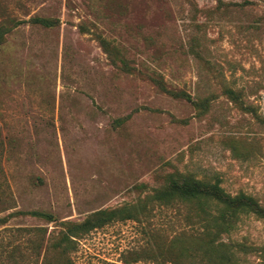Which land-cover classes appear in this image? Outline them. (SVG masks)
Segmentation results:
<instances>
[{"label":"rangeland","instance_id":"1","mask_svg":"<svg viewBox=\"0 0 264 264\" xmlns=\"http://www.w3.org/2000/svg\"><path fill=\"white\" fill-rule=\"evenodd\" d=\"M0 31V264H210L185 247L211 238L264 264V217L215 236L196 204L150 200L184 174L264 207V0H0Z\"/></svg>","mask_w":264,"mask_h":264},{"label":"trees","instance_id":"2","mask_svg":"<svg viewBox=\"0 0 264 264\" xmlns=\"http://www.w3.org/2000/svg\"><path fill=\"white\" fill-rule=\"evenodd\" d=\"M31 22L40 24L45 27H54L58 24V20L47 17H33ZM105 51L111 56L116 63L117 55L108 47L106 40L100 38ZM3 42V32L0 31V43ZM126 67L125 62L122 60ZM150 79L163 92L174 98L186 99L193 102L192 96L183 90H176L167 85L165 80L156 74L150 75ZM227 94L235 100L239 99L238 94L234 90H227ZM243 105V104H242ZM246 110H252L250 106H242ZM253 111V110H252ZM123 119L118 118L116 122L121 123ZM151 201H157L160 204H170L174 201L186 203H194L197 205L199 216L206 220V230L209 233L229 234L237 222L238 216L241 213H255L264 217V207L258 201L245 193L232 195L221 186L220 180L214 182L200 180L192 175H172L169 182L163 186L154 189L150 195ZM216 208V211L214 210ZM138 217V210L134 206H124L118 209L102 210L94 219L89 218L81 224H76L69 229L57 244V247L66 251L74 243L72 236L77 231L90 230L95 227L103 226L108 222L118 219H135ZM215 238V237H214ZM190 257L193 259H201L210 264H234V253L231 248V243L225 241L216 242L212 239L200 247L186 248Z\"/></svg>","mask_w":264,"mask_h":264}]
</instances>
